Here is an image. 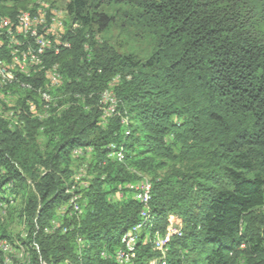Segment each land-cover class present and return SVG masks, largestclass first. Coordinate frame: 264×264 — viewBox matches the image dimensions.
Segmentation results:
<instances>
[{"label":"trees","instance_id":"1","mask_svg":"<svg viewBox=\"0 0 264 264\" xmlns=\"http://www.w3.org/2000/svg\"><path fill=\"white\" fill-rule=\"evenodd\" d=\"M26 5L0 0V16L16 22ZM65 12L69 46L0 77L15 98L0 113V201L20 196L25 229L14 239L0 222V239L31 244L30 264H118L111 253L148 218L134 264H264V0H69ZM144 182L145 209L127 187Z\"/></svg>","mask_w":264,"mask_h":264},{"label":"bare ground","instance_id":"2","mask_svg":"<svg viewBox=\"0 0 264 264\" xmlns=\"http://www.w3.org/2000/svg\"><path fill=\"white\" fill-rule=\"evenodd\" d=\"M44 10L49 11L48 12V19L60 20L61 26H64V20H62V17H61L62 12L60 10H58L57 8L53 7L51 4H47L45 2H40V1L36 2L29 9H26L25 11H22L21 13H19L16 22H13L8 17L0 16V35H3V37L5 35V37H7L5 39H8L7 44L9 46V48L11 49V52L10 51L9 52H10V55L12 58L10 65L8 63H6L3 59L0 58V77L2 79H5V80L12 83V82L16 81L17 77H16L15 72H17V71L18 72L20 71V72L25 73V74H29L33 69L38 68L37 71L44 69V65H43V56L44 55H38L37 56V46L36 45H27L26 46L23 41L15 39V38H17V34H18V27L25 26V20H27V19L35 18V17H44ZM64 34L65 33H63L62 31H55V33H53V38H44V48L48 49V48L52 47L53 44L64 45V47H68L69 43L62 41V37ZM2 43L4 44V41ZM22 56L27 57V59H24ZM57 70H58V66L55 65V66H53V68L47 70V72H46V76L48 78H50L51 84L53 86L60 85L61 81H62V77H61L60 73L58 72L59 70L58 71ZM54 76L57 77L56 81H53ZM44 97H45V99L49 98L46 93H44ZM102 98L105 102H108V104H110L109 107H111V108H108L110 110L114 107V104H116L112 90H106L103 93ZM45 101H47V100H45ZM117 155L119 157L122 156L119 152ZM82 177H84V175ZM78 180H79V178H78ZM144 183L143 184L146 186L145 195L147 196V199H148V195H149L148 192H150L149 191V185L147 184L148 182L147 183L144 182ZM150 186H151V184H150ZM75 198H77V197H75ZM151 224H152V220L145 218V220H143L139 223L138 230H136V228L138 227V224H137L133 229L127 231L126 234L121 238V242H120L121 243V256L124 260L128 261L129 264H134V262H132V259L134 260L133 257L137 255L135 248L137 247L136 244H137L138 239H139L138 234L141 233L144 228H148L147 229V231H148ZM150 229H151V227H150ZM149 233H151V232H149ZM132 234H133V244L131 246L123 245L124 240L129 239ZM140 235L141 234H139V236ZM140 239L142 240V238H140ZM162 240H163L162 237L156 234V239L154 242L158 243V242H162ZM151 241H152V239H151ZM81 242H82V240L80 241V243ZM147 242H148V240H147ZM12 246L13 245L9 240H7V239L0 240V253L1 254L3 253L4 255H5V253L9 254L10 250H13ZM20 248L23 249L24 247L21 246ZM11 252H13V251H11ZM109 253L103 252L102 256L105 259H108V258L110 259V255L112 254V256H113V253H111L110 255H109ZM15 255H17V254H15ZM15 255L12 254L11 257L7 256L3 260L4 263L5 264H14V260H18V264H30V262H31L30 255L31 254L26 255V257H24L25 260H20V258H18ZM163 255L166 259L167 255H166L165 250H164Z\"/></svg>","mask_w":264,"mask_h":264},{"label":"built area","instance_id":"3","mask_svg":"<svg viewBox=\"0 0 264 264\" xmlns=\"http://www.w3.org/2000/svg\"><path fill=\"white\" fill-rule=\"evenodd\" d=\"M48 12L44 10V17H35V18H30L25 20V26L18 27V34L17 38L20 41H23L25 45H36L37 46V56L38 55H44L45 51L47 49L44 48V38H53V33L55 31H62L65 33V26H61L60 20H53V19H48ZM64 47V45H58L56 44L55 47V52L57 53V50H60V47ZM23 57V56H22ZM24 59H27V57H23ZM57 77H53V81H56ZM106 108H111L106 105ZM33 109V108H32ZM113 109V108H112ZM81 176H83V172H81ZM128 188L134 190L135 193V198L139 200L140 203L143 204L144 209L145 206H147V202L149 199H147V196L145 195V188L146 186L144 184H128ZM70 189H75V187L69 188V193ZM82 194L77 193V198H71L69 202V207L72 208L71 211L72 213H82V207L79 204V200L81 199ZM141 212V218L143 216V211ZM65 211L64 207L60 208V214ZM139 228V222H138V227L136 230ZM175 230H170L165 234L166 236H172ZM162 233V232H161ZM133 244V234L131 237L127 240H124L123 245H128L131 246ZM161 247V251L163 248V242H158L156 243ZM13 250H10V252ZM139 255V253H138ZM102 256V255H101ZM11 257V256H10ZM158 257V264H160V255ZM113 260H115L118 264H129L128 261L124 260L121 256V246L117 247L115 250H113Z\"/></svg>","mask_w":264,"mask_h":264},{"label":"rangeland","instance_id":"4","mask_svg":"<svg viewBox=\"0 0 264 264\" xmlns=\"http://www.w3.org/2000/svg\"><path fill=\"white\" fill-rule=\"evenodd\" d=\"M39 1L40 2H45L47 4H51L52 6H54L58 10H60L62 12L61 13L62 20H65V17H66L65 6H66V3L69 0H26L27 9H29L36 2H39ZM3 102H4V104H3ZM13 104H15V98L12 97L11 94H7L6 95V94H4V92L0 91V113L3 114L2 111H4L6 109L5 107L6 106H12ZM12 114H13L12 111H8L4 115H6L9 118H12ZM147 176H144V177H147V178L151 179L149 175H147ZM83 181L80 180V184L82 186H83L84 183H86V180L84 182ZM80 184H79V188H80ZM16 200H18V201L16 202ZM16 200H14V202L10 203L9 205L0 201L2 203V204H0V222L9 225L8 231L11 234V236L14 237V239H18L19 234H24V231H25L21 221L17 217L18 211L15 209V207L20 208L18 206V205H20V202H21L20 196L17 197ZM58 211H59V209H58ZM22 237L24 238L25 235H22ZM2 239H7V238H2ZM2 239H0V240H2ZM7 240H9V239H7ZM18 241L19 240L10 241L12 243V245H13L12 246L13 247V252H9V254L5 253V255L3 253L0 254V255H2L1 258L3 260L7 256H12V254L13 255L17 254L15 256L20 258V260H25L24 257H26V255H30L31 254L29 250L31 249L32 245L31 244H29V245H24L23 244L22 245V242H21V245L20 244L18 245L17 244ZM21 246H23L24 248L21 249L20 248ZM14 264H18V260H14Z\"/></svg>","mask_w":264,"mask_h":264},{"label":"clouds","instance_id":"5","mask_svg":"<svg viewBox=\"0 0 264 264\" xmlns=\"http://www.w3.org/2000/svg\"><path fill=\"white\" fill-rule=\"evenodd\" d=\"M181 231L183 232V234H182L181 237H183V236H184V231H183V230H181ZM172 233H173V235H172L171 240H170V242H169V246L171 245V241H172V238H173L174 235H176L177 237H180V236H178L175 232H172ZM164 235H165V234H164ZM170 249H171V248H170ZM169 253H170V250H169V252H168V263H169V258H170ZM169 264H170V263H169Z\"/></svg>","mask_w":264,"mask_h":264}]
</instances>
